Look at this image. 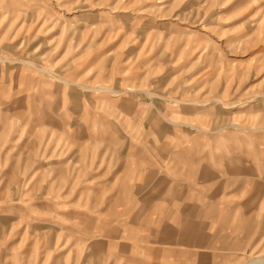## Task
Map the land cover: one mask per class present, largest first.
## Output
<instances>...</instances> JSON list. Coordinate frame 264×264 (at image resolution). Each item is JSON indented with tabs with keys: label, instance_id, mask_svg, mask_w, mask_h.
Here are the masks:
<instances>
[{
	"label": "rangeland",
	"instance_id": "374dc122",
	"mask_svg": "<svg viewBox=\"0 0 264 264\" xmlns=\"http://www.w3.org/2000/svg\"><path fill=\"white\" fill-rule=\"evenodd\" d=\"M170 237L264 260V0H0V264Z\"/></svg>",
	"mask_w": 264,
	"mask_h": 264
},
{
	"label": "crops",
	"instance_id": "0c3cea01",
	"mask_svg": "<svg viewBox=\"0 0 264 264\" xmlns=\"http://www.w3.org/2000/svg\"><path fill=\"white\" fill-rule=\"evenodd\" d=\"M170 199H172V198H170ZM208 208H209V206H208ZM206 212H207V210H206ZM168 215L170 216V220H171L172 216H175V217L178 216L177 214H172V213H169ZM180 224H182L181 220H180ZM182 228H183V229H181L182 231L190 232L187 227H182ZM199 230H200L199 228H196V231H199ZM162 231H167V232L172 233V231H174V230H172V227L170 225L169 227L163 228ZM192 232H193V230H192ZM189 235L190 234H187V233L185 234V236L181 235L185 240H181L180 244H185V245H180V246H185L187 249L205 248V240L202 239V235L198 234L199 238H197V239H194V237L193 238L191 237V239H187V237L190 238ZM172 239L173 238L170 237L169 245L168 246L165 245L163 247L164 248L163 252L165 254H168L169 259L163 260L161 257H159L158 260H152V259L150 260L149 258H147L145 260V263L146 264H176L178 252H177V248L175 246H177V245L173 244L174 241L172 242ZM161 244H162V242H161ZM159 252L161 253L162 250H159ZM198 258H199V264H209V259L206 256L200 255V257H198ZM186 263H190V260L187 259Z\"/></svg>",
	"mask_w": 264,
	"mask_h": 264
},
{
	"label": "bare ground",
	"instance_id": "6f19581e",
	"mask_svg": "<svg viewBox=\"0 0 264 264\" xmlns=\"http://www.w3.org/2000/svg\"><path fill=\"white\" fill-rule=\"evenodd\" d=\"M260 256H257L256 258H259ZM256 262H261L262 264H264V260H258ZM256 262H254V264H256ZM253 264V263H252Z\"/></svg>",
	"mask_w": 264,
	"mask_h": 264
}]
</instances>
